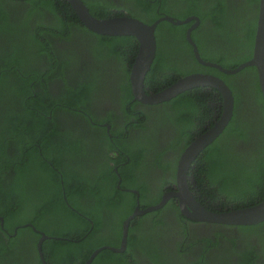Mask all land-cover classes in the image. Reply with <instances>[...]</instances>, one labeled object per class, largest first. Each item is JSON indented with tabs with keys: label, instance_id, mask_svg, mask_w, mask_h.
Wrapping results in <instances>:
<instances>
[{
	"label": "flooded vegetation",
	"instance_id": "obj_1",
	"mask_svg": "<svg viewBox=\"0 0 264 264\" xmlns=\"http://www.w3.org/2000/svg\"><path fill=\"white\" fill-rule=\"evenodd\" d=\"M1 1L3 9L7 11V18H0V26L3 23L9 24L10 32L16 35L8 38L0 34V50L10 45L8 40L14 45L26 47L24 36L26 32L31 33L34 28L39 40L46 45L47 52L37 55V66H44L43 69L47 71L45 65L51 64L49 67L52 71L46 78H42V81H46L50 94L54 98H59L57 104L50 109L54 114L48 117L57 128L55 141H60L61 144L51 146L54 157L51 159L44 156V161L56 170L60 177L69 171H75V174L82 177L68 180L70 183H76L78 186L85 183L86 186H90L92 193L76 197L75 205L82 209H91L95 205L89 213L96 215L99 220V236L109 242L103 249H109L108 246L116 248L117 250H109L119 254L120 256L115 259L124 264H264V221L233 225L193 217L196 216L195 209L199 207L214 212L248 207L243 205L233 208L232 202L213 193L206 167L202 169V166H199L203 165L201 154L203 149L190 162L183 175H178L179 160L186 147L212 127L223 114L224 97L220 90L213 85L187 89H200L203 95L205 94L206 105L209 104L211 110L204 105L191 122L180 120L188 115L180 114L174 107L175 103L169 104V101L178 94L159 103H145L134 98L130 75L138 52L136 39L133 42L122 40L110 48L107 47L109 45L106 39L100 37L103 35L89 30L80 20L73 21L61 11L56 12L53 8L41 6L31 9L32 3L28 0ZM82 1L87 7L90 5L103 13L107 12L105 17L126 15L137 18L145 17L147 14L152 16L155 12L158 15L155 20L167 15L177 18L174 14L184 8L180 0H165L164 4L161 0H149L150 3L159 1L154 12L145 6L143 0ZM236 1L227 0V3L237 7L243 3ZM160 7L163 10H160ZM192 16H196L197 19L192 18L193 21L181 24H187L185 38L187 29L192 27V32L199 24L197 15L191 14L187 17ZM162 21L166 20L160 22ZM207 37L208 34L201 36L203 45H206ZM237 37L236 35L226 40L220 38L215 42V45L222 49L220 52L226 59L241 52ZM194 43L197 46L195 41ZM189 45L191 46L190 43ZM179 46L176 44L173 49L165 46L162 50L164 60L170 65L171 70L160 72L151 85L145 84V75L143 81L145 93H158L190 74L202 73L221 79L233 96V110L228 123L235 118L238 126L243 128V121H251L249 124L254 128L251 129L252 134L249 132L250 139L247 141L241 138L235 141L228 137L229 143L226 146L228 149L234 147L238 151L249 153L256 148L259 149L264 144V126L258 115L256 96L245 95V91L251 89L250 76L235 75L242 69L227 74L216 67L202 64L194 56L192 46L193 55L185 53ZM214 49L217 50L215 47L210 50L204 46L202 50H208L210 54L214 53ZM198 52L204 61L217 63L205 60L199 49ZM202 66H207L210 70L203 71ZM15 72L11 71L12 74ZM218 72L229 75V80H225ZM229 82H232V85ZM81 88L84 91L80 92ZM9 89L8 85H3L4 94L0 98V103L7 106ZM68 90H72V95L67 98L73 104L68 103L67 99L63 100ZM237 91L240 92V97L235 104ZM165 107L169 113L162 111L161 108ZM70 141L75 145H69ZM14 148L7 147L9 155L14 153ZM130 149L136 153L138 161L134 162L133 169L126 170L125 167L130 160L127 152ZM235 169L240 175L239 168L230 166L229 174L231 171L235 172ZM3 173L4 181L13 179L14 170H6ZM124 178H133L141 192L139 189L124 185ZM230 180L235 186L243 184L240 177ZM179 184L182 185L181 193ZM127 194L134 195L135 203L131 211L127 210L129 207ZM98 197L104 203L99 204ZM62 198L67 201L64 190ZM161 201H163L161 207L139 212ZM68 207L74 210L73 212L83 215L81 214L83 212L72 207L69 202ZM64 214V210L61 209L55 215L60 224L63 223L62 219L66 220ZM83 216L90 222L92 229L94 221L86 215ZM56 220L55 217L47 220L46 226L54 225L53 222ZM126 220H128L126 243L120 250ZM32 223L28 221L22 225H14L12 233L6 228L1 232L6 244L12 236H16L21 226H29L39 235L36 238H33V234L24 236L18 242L23 248L22 251H25L22 256L23 264H35L38 260L42 263L38 242L42 233L47 234ZM0 225L3 227L1 216ZM46 239L41 243V250ZM32 246L35 247L38 257L29 251V247ZM9 254L12 259L13 253Z\"/></svg>",
	"mask_w": 264,
	"mask_h": 264
},
{
	"label": "trees",
	"instance_id": "obj_2",
	"mask_svg": "<svg viewBox=\"0 0 264 264\" xmlns=\"http://www.w3.org/2000/svg\"><path fill=\"white\" fill-rule=\"evenodd\" d=\"M32 3L31 9L38 7L53 8L54 11H61L68 18L79 22L77 15L65 0H28ZM184 8L177 12L179 19H185L188 15L194 14L199 18L198 26L191 32L192 39L197 43L198 49L202 57L208 61H214L226 68H235L241 62L251 58L254 44V35L258 13L259 0H239V7L228 4L227 0H180ZM236 1V0H235ZM147 8L154 12L158 2L150 3L149 0H143ZM239 3L238 1H236ZM164 4L165 0H161ZM232 3V2H231ZM86 5V4H85ZM0 18H7V11L2 7L0 0ZM87 6V5H86ZM92 15L99 18H105L107 12H102L88 5ZM160 10H163L160 7ZM170 12V10H169ZM103 13V14H100ZM173 14V13H172ZM108 16V15H107ZM155 12L145 17H137L145 23H151L157 18ZM136 17V16H134ZM62 19V18H61ZM193 21V20H191ZM185 25H174L166 21H162L155 29L156 52L151 66L146 73L145 84L151 85L156 81L158 74L164 70L170 71L171 67L165 62L162 50L167 46L173 49L176 44L187 54L193 55L191 46L185 38ZM9 24L3 23L0 26V34L6 37H14ZM39 31V30H38ZM206 45H203L201 36L207 35ZM237 37L241 52L230 59H226L222 49L215 45V42L222 38L223 40L233 36ZM218 36V38H217ZM106 39L109 46L114 47L117 42L122 40L136 41L133 36H100ZM26 47L14 45L8 40L10 45L0 50V98L3 91V85H7V75L9 77L19 78L15 84L10 85L14 98V103L10 106L0 103V216L3 218V227L0 225V264H23L22 256L23 248L18 244L24 236L33 234V238L38 234L29 226H21L17 230L16 236H12L9 243L6 244L2 238L1 232L7 229L12 233L14 225H22L25 222L32 221L36 228L44 230L50 238L43 242L42 250L44 258L48 264H84L90 254L98 247L109 243L105 238L99 236L98 230L100 223L96 215L90 214L91 209H82L75 205L76 197H82L89 194L90 186L83 183L78 186L76 183H70L68 180L77 177L75 171L64 173L62 177L52 169L49 164L44 161V156L53 159L51 146L60 145V141H55L56 129L51 118L48 117L54 113L50 111L54 107L59 98H54L47 87L46 75L52 71V68L45 65L37 66V55L46 53V45L40 41L34 28L31 33L26 32L24 36ZM138 44V43H137ZM215 47V53H208L202 50L204 48ZM32 50L33 52H28ZM51 60V58L49 57ZM203 71L210 70L207 66H202ZM11 71H16L14 74ZM225 80H229V75L218 72ZM248 74L250 76V90L245 91L251 97L255 95L257 102L258 115L264 126V100L257 79V72L254 66L244 67L237 75ZM232 85V82H229ZM70 89V88H69ZM200 89H191L178 94L169 101V104L175 103L180 114L187 116L180 120L191 122L197 111L203 109L206 105L205 94ZM80 92L84 91L81 88ZM243 91V90H242ZM236 92V90H235ZM236 93V101L240 97V92ZM72 95V90H68L63 100ZM17 102V104H15ZM68 103H72L68 100ZM168 103V102H167ZM209 111L211 110L209 104ZM163 112L169 113V110L161 108ZM209 119L211 115L209 114ZM251 121H243L241 128L238 126L235 118L231 119L219 137L208 144L202 150L203 165L208 173L210 187L214 194L223 197L233 203V208L241 206H250L256 204L264 197V144H260V148L254 149L251 153L248 151H238L231 147L228 149V137L236 141L241 138L245 141L250 139V133L254 130L249 124ZM250 132V133H249ZM221 141V143H220ZM226 143V144H225ZM64 144V143H63ZM40 145V146H39ZM69 145H75L70 141ZM120 145V144H119ZM225 145V146H224ZM15 147L14 153L11 155L6 151L7 147ZM123 148V147H122ZM127 154L130 157L125 169H133L134 162L138 161V157L133 150H129ZM201 164V163H199ZM230 167L239 168L240 175L235 172L229 174ZM14 170L12 180H3L6 170ZM242 179L243 184L235 186L230 180ZM77 179V180H78ZM124 185L139 189L133 178H124ZM70 184H72L70 186ZM78 187L77 190L74 188ZM63 190L67 201L72 207L78 208L81 214L91 218L93 227L83 215L73 212L68 207V202L63 200ZM141 192V191H140ZM92 193V191L90 192ZM75 194V195H73ZM99 198V197H98ZM127 202L131 211L134 202V195L127 194ZM99 204L104 203L100 198ZM112 206V205H111ZM64 210L66 220L59 223L58 217L55 215ZM57 219L52 226H46L47 220ZM45 226V228H44ZM120 233V227L118 228ZM18 244V245H17ZM35 245V244H34ZM35 247H29V251L35 253ZM12 252H9V250ZM9 253H13L12 259ZM120 256L109 249H102L92 261L91 264H124L115 257ZM35 264H42L38 260Z\"/></svg>",
	"mask_w": 264,
	"mask_h": 264
},
{
	"label": "water",
	"instance_id": "obj_3",
	"mask_svg": "<svg viewBox=\"0 0 264 264\" xmlns=\"http://www.w3.org/2000/svg\"><path fill=\"white\" fill-rule=\"evenodd\" d=\"M67 1L78 19L83 23V25L89 30L108 36H118V35H128L133 36L138 42V52L136 54L132 70H131V83L132 91L134 93V98L139 99L145 103H159L165 100H169L177 94L196 87V86H206L213 85L216 86L224 97V111L222 116L202 135L194 139L184 150L179 160L178 165V175L182 176L184 171L189 166L190 162L194 157L204 149L208 144L213 142V140L222 132V130L227 125L233 110V96L229 87L221 80L214 76L196 73L190 74L185 77L178 79L172 85L166 87L158 93L146 94L144 91V77L150 68V65L155 57L156 52V37H155V27L161 20H166L174 25H181L189 22L192 18L196 16L187 17L185 19H178L172 16H162L155 20L153 23H145L142 20L131 17V16H110L105 18H99L92 15L82 0H65ZM198 21H196L197 23ZM192 27H189L186 32V39L191 44L194 56L202 64L216 67L221 72L231 74L235 73L244 67L254 66L257 72L258 83L260 86V91L264 100V0H259L258 3V13L257 21L254 35V44L252 49L251 58L241 62L235 68H226L217 63L206 62L199 57V52L196 44L191 38L190 32ZM181 193L182 185H178ZM184 193V191H183ZM188 197V196H187ZM189 198V197H188ZM163 201L160 203L145 208L144 212L148 210H154L161 207ZM184 203V201H182ZM138 208L136 209V211ZM135 211V212H136ZM196 211V216L194 218H200L203 220L216 221L225 224L233 225H248L255 224L264 221V197L254 205L233 209L226 212H214L199 207ZM136 212V213H139ZM199 212V214H198ZM128 220L124 222L122 241L120 245V250L123 249L126 243V234ZM49 238L47 235L42 233L41 238L38 242V251L43 264H47L44 260L43 253L41 250V243L44 239ZM105 246L96 248L84 262V264H90L93 258L101 251ZM107 248L111 250H117L116 248L108 246Z\"/></svg>",
	"mask_w": 264,
	"mask_h": 264
},
{
	"label": "rangeland",
	"instance_id": "obj_4",
	"mask_svg": "<svg viewBox=\"0 0 264 264\" xmlns=\"http://www.w3.org/2000/svg\"><path fill=\"white\" fill-rule=\"evenodd\" d=\"M31 52H33V51L31 50ZM16 81H20V79L19 78H15V77H8L7 80H6L7 85L9 87H10V85L15 84ZM14 98H15V96H13L12 90L9 89L7 91V102L9 104V106L14 103Z\"/></svg>",
	"mask_w": 264,
	"mask_h": 264
}]
</instances>
